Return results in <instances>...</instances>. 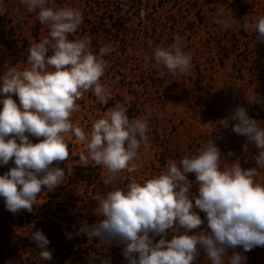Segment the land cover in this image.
Returning <instances> with one entry per match:
<instances>
[{
	"label": "clouds",
	"instance_id": "clouds-1",
	"mask_svg": "<svg viewBox=\"0 0 264 264\" xmlns=\"http://www.w3.org/2000/svg\"><path fill=\"white\" fill-rule=\"evenodd\" d=\"M21 3L30 13L38 10V21L49 28V35L28 48L27 67H8L0 75V165L10 161L15 165L0 175V197L13 214L32 212L42 191L53 192L64 182L65 168L59 164L69 159L66 138L74 136L86 143L87 152L80 154V161L105 168V184H112L124 170L135 171L132 162L149 140L148 119H130L121 104L93 121L87 133L71 121L79 110L76 101L84 92L91 90L102 104L111 99L110 88L101 83V77L106 67L103 57L114 48L105 44L97 55L89 37L69 39L83 23L79 9L59 7L55 0ZM4 12L0 3V14ZM214 22L224 30L237 26L222 10ZM242 27L245 31L251 27L264 43V16L251 21L245 17ZM181 45L177 35L172 44L156 46L152 59L173 76L186 75L192 68V56ZM148 59L145 57L146 62ZM246 99L250 105L264 104V98L257 95ZM146 111L151 117L154 110L146 106ZM218 124L225 129L231 125L234 133L254 144L257 167L244 169L237 160L224 162L230 166L222 168L221 151L210 139L196 154L169 161L163 172L142 183L130 179L125 187L114 186L103 195H94L98 206L93 214L98 220L92 225L82 222L76 235H86L89 241L99 239L102 245H122L127 264H193L198 246L211 264H246L247 257L234 249L239 246L248 252L264 247V183L255 179L258 169H264V127L243 106ZM29 136L41 139L32 143ZM243 147L247 151L248 145ZM189 173L195 175L198 185V196L191 198ZM194 207L206 214L210 233L188 234L204 223ZM168 230L174 233L171 240L164 238ZM66 236L71 239L72 233ZM154 236L161 238L153 243ZM28 238L40 249L42 260L53 259L50 241L42 230L32 231ZM229 249L233 250L230 256ZM100 264H111L110 257Z\"/></svg>",
	"mask_w": 264,
	"mask_h": 264
},
{
	"label": "rangeland",
	"instance_id": "rangeland-1",
	"mask_svg": "<svg viewBox=\"0 0 264 264\" xmlns=\"http://www.w3.org/2000/svg\"><path fill=\"white\" fill-rule=\"evenodd\" d=\"M133 2L137 6L129 13L128 5ZM0 3L6 9L0 14V75H3L8 67L23 69L28 66V48L47 38L49 28L39 23L38 10L28 12L21 0H0ZM123 3L121 20L112 28L109 3L105 0H64L57 5L79 9L83 15V23L69 39L89 37L97 55L105 44L110 43L114 48L110 55L103 57L106 67L101 77V83L110 88L111 99L102 104L91 90L84 92L76 101L79 110L72 114L71 121L87 133L93 121L101 118L109 108L121 104L127 108L130 119L147 118L149 125V140L132 162L137 166L132 173L124 170L112 184H105L108 173L104 168L94 190L79 182H66L53 192L46 189L41 192L53 197L37 199L33 211L29 212L36 215L32 220L40 222L50 214L56 215L54 221L69 227L68 233H72L73 243L65 246L71 252L60 256L62 264H100L101 259L109 257L110 251L119 254L111 264H127L122 245H102L99 239L89 241L86 235H76L82 222L92 225L98 220L93 214L98 206L93 198L96 194L103 195L114 186L125 187L130 179L142 183L163 172L169 161L196 154L210 139L221 151L222 168L230 166L225 163L237 160L244 169L257 167L253 159L257 154L254 144L234 133L231 125L225 129L218 121L231 116L237 106H243L248 115L264 127V107L250 105L246 99V96L258 95L259 66L254 61L255 45L252 42L257 33L251 27L247 31L242 27L245 17L251 21L264 16V0H123ZM219 10L233 17L237 26L224 30L215 23ZM177 35L182 38L183 50L192 56V68L186 75L173 76L155 63L152 54L156 46L172 44ZM145 57L149 58L147 62ZM16 102L19 104V98ZM146 106L154 110L151 117L147 115ZM29 139L38 143L41 138L29 136ZM68 141L74 143V153L87 152L86 143L79 142L74 136L66 138ZM245 144L247 151L243 147ZM14 166L12 161L0 165V175ZM258 172L256 181L264 183V169H258ZM187 178L192 182L190 198L198 196L195 175L189 173ZM3 206L4 198L0 197V210ZM193 210L204 223L188 234L210 233L206 214L195 207ZM21 216L9 215L14 224L7 227L6 240L0 239L1 249L6 248L5 264H9V243H19L32 231L41 230L37 223H30L27 217L23 220L24 216ZM68 219L71 224L67 223ZM173 235L168 230L164 238L171 240ZM160 238L154 236L153 243ZM49 241V249H60L64 245L56 238ZM234 250L247 257L246 264H264V247L244 252L238 246ZM232 251L229 249L227 255L230 256ZM193 264H211L199 246Z\"/></svg>",
	"mask_w": 264,
	"mask_h": 264
},
{
	"label": "trees",
	"instance_id": "trees-1",
	"mask_svg": "<svg viewBox=\"0 0 264 264\" xmlns=\"http://www.w3.org/2000/svg\"><path fill=\"white\" fill-rule=\"evenodd\" d=\"M63 1L64 0H55V4L59 5ZM105 2L109 3V10L111 12V17L109 18L112 28L113 26L119 24L121 20L120 15L124 12V3L123 0H105ZM135 5V2L128 5L129 13L133 8H135ZM252 42L255 45L254 61L259 66L257 96L264 98V43H261L259 41L258 36H256V38ZM13 99L17 101L18 97L15 96ZM256 107H264V104H256ZM0 108H2V105H0ZM67 144L69 150V159L59 164L61 168H65L66 172L65 180L63 183L79 182L82 183V185L94 190V185L100 180L104 168L102 166L96 165L92 161H89L88 165L85 166L80 161V154L86 153V151L81 153H74V143L72 141H68ZM51 197L53 196L48 197V195L44 196L40 193L37 199H47ZM10 214L13 213L9 212L5 206H3L0 210V239L2 241H5V238L8 237L7 234L9 233L7 232V227L9 225L14 224L9 220ZM13 215H22L24 216L23 220H25V217L29 218L30 223H37L40 226V229L43 231V233L48 239L56 238L59 242L62 241L64 245L60 249H54V247L50 248V250L53 251V259L51 261H45L40 258V249L36 248L35 242L31 241L27 237H23L24 239H20L19 243H17L16 241H14L13 243H9V264H62L60 256L65 254L68 255L71 252V249L69 247H65L73 243L71 239L66 237V233H68V230H70V228L64 227L60 223H57V221H54V216L56 215L50 214L48 215V218H45L43 221L40 222L33 221L32 218H34L36 215L29 213L26 210H21L19 213ZM67 221L68 224L72 223L69 219ZM14 250L18 253H14L11 255L10 252ZM108 255L110 257L111 262L115 261L116 257H119V254L115 251H110ZM5 257L6 248L1 249L0 244V264H5Z\"/></svg>",
	"mask_w": 264,
	"mask_h": 264
}]
</instances>
